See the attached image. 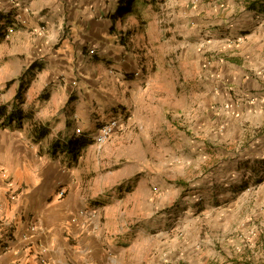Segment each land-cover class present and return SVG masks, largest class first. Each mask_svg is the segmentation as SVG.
<instances>
[{
	"label": "rangeland",
	"instance_id": "obj_1",
	"mask_svg": "<svg viewBox=\"0 0 264 264\" xmlns=\"http://www.w3.org/2000/svg\"><path fill=\"white\" fill-rule=\"evenodd\" d=\"M250 1L264 3L142 0L148 23L126 48L127 73L107 67L131 87L112 118H122L124 140L108 151L134 174V264H264V7L249 10ZM35 62V75L47 70ZM36 77L27 90L38 95ZM64 77L34 99L40 112ZM67 80L79 88V77ZM13 95L0 88V104ZM48 130L37 153L57 141Z\"/></svg>",
	"mask_w": 264,
	"mask_h": 264
},
{
	"label": "crops",
	"instance_id": "obj_2",
	"mask_svg": "<svg viewBox=\"0 0 264 264\" xmlns=\"http://www.w3.org/2000/svg\"><path fill=\"white\" fill-rule=\"evenodd\" d=\"M116 2L0 0V88L14 91L11 107L26 69L37 60L47 68L36 75V82L44 83L38 95L27 90L21 106L28 108L26 113L35 112L36 120L21 126L0 119V264L136 261L132 166L124 167L125 156L108 151V146L124 140L117 137L121 128L101 148L93 141L101 124L127 106L130 85L106 72L110 64L126 72L123 57L133 37L125 46L119 42L126 33L122 22L114 25ZM2 33L9 35L4 38ZM135 57L130 60L137 69ZM59 75L66 77L64 85L54 84L48 90L50 98L40 112L34 99ZM72 77L80 79L77 90L68 84ZM35 122L56 130L55 138L65 143L80 129L92 144L76 159L52 147L37 153L51 133L38 142ZM126 157L131 159V153Z\"/></svg>",
	"mask_w": 264,
	"mask_h": 264
},
{
	"label": "trees",
	"instance_id": "obj_3",
	"mask_svg": "<svg viewBox=\"0 0 264 264\" xmlns=\"http://www.w3.org/2000/svg\"><path fill=\"white\" fill-rule=\"evenodd\" d=\"M247 9L249 10H262L261 7H264V3L261 1H250L246 2ZM115 14L113 18L115 19V24L119 21L125 25L124 32L126 33L125 36L120 37V44L125 46L131 37L136 35L137 31H144L145 27H147V20L145 19V14L143 11V2L142 0H118L114 6ZM132 18L131 20L134 23V26H131L128 23V19ZM115 27V26H114ZM137 30V31H136ZM2 36L5 38V35L2 33ZM132 37V39H133ZM43 70V67L39 65L38 62H34L31 64L24 74H22L19 82V91L15 95L13 107L11 105L0 104V119H6L5 123H13L15 121L18 125H23V122L29 120L30 122H34L36 120V113L35 112H27L23 110L21 107L26 102V93L28 85L27 83L31 84L34 77L36 76V71ZM146 71V70H144ZM139 73V72H137ZM135 76V74H132ZM12 84L9 83L7 87ZM33 130L36 133V138L38 142H41L43 139L50 135V130L45 126H41L38 123H34ZM92 144V141L88 138L86 134H82L78 137H73L69 140V142H61L59 140L53 143V150L58 152L61 151L63 153H67L73 155L76 159L78 154L87 147L88 145ZM264 166V165H263ZM264 168V167H263Z\"/></svg>",
	"mask_w": 264,
	"mask_h": 264
},
{
	"label": "built area",
	"instance_id": "obj_4",
	"mask_svg": "<svg viewBox=\"0 0 264 264\" xmlns=\"http://www.w3.org/2000/svg\"><path fill=\"white\" fill-rule=\"evenodd\" d=\"M9 34H7L8 36ZM121 121L119 119H112L107 123L100 126L98 133L94 137L93 141L98 147H103L108 143L113 134L120 128ZM77 134H81V130H77ZM65 192H61V196H64Z\"/></svg>",
	"mask_w": 264,
	"mask_h": 264
},
{
	"label": "clouds",
	"instance_id": "obj_5",
	"mask_svg": "<svg viewBox=\"0 0 264 264\" xmlns=\"http://www.w3.org/2000/svg\"><path fill=\"white\" fill-rule=\"evenodd\" d=\"M5 36L8 37L7 35H5ZM103 124H104V123H103ZM101 125H102V124H101ZM77 130H78V129H77ZM77 130H76L75 133H76V135H77V137H78V136H80V135L82 134V130H81V134H80V135L77 134ZM79 130H80V129H79Z\"/></svg>",
	"mask_w": 264,
	"mask_h": 264
}]
</instances>
